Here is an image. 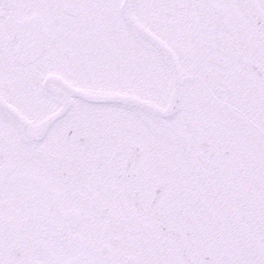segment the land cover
<instances>
[{"label":"snow or ice","instance_id":"6c2138e0","mask_svg":"<svg viewBox=\"0 0 264 264\" xmlns=\"http://www.w3.org/2000/svg\"><path fill=\"white\" fill-rule=\"evenodd\" d=\"M0 264H264V0H0Z\"/></svg>","mask_w":264,"mask_h":264}]
</instances>
